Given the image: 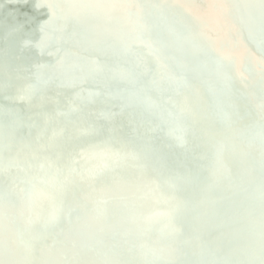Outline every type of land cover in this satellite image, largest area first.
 Masks as SVG:
<instances>
[{
	"label": "water",
	"instance_id": "water-1",
	"mask_svg": "<svg viewBox=\"0 0 264 264\" xmlns=\"http://www.w3.org/2000/svg\"><path fill=\"white\" fill-rule=\"evenodd\" d=\"M41 1L47 5L46 7L48 10L53 11L55 8L56 16L57 12H59L57 16L59 22L54 21L45 15L34 13L29 14L27 8L23 7L18 0H10L9 5H3L0 2V9H2L4 13L3 16H0V63L13 64L15 68L9 71L12 77H18V70L27 66V63H24L18 58L11 57L7 52V46L10 42V33L14 28L9 17L12 11H17L22 15L18 20L19 24L30 23L39 26V29L34 33L30 31H22L20 34L22 43H40L42 39L50 38L55 43V51L63 54V49L59 45L62 41L61 32H48L45 28L40 27L51 26V24H53L59 26L61 29L69 28L72 31L71 33L75 36H77L79 32H84L91 40L98 41L101 48L110 49L113 53L127 50L132 57L145 63L146 78L157 90L156 96L153 97L148 91L134 94L124 89L123 81L131 74L125 63L123 61H118L115 56L111 58L112 63H117L124 71L122 73L108 72L107 75L119 90V94L127 102H142L141 100L144 98L148 102L159 106L156 108H147L146 110L144 108V110L145 113L147 111L148 115L154 117L157 122L172 126L170 133L168 131L164 134L171 135L177 148L170 151L168 155L171 153L176 154L179 157L183 155L184 149L182 146L187 141L193 145H197L194 137H188L187 135L188 132H193V128L191 127L190 120L186 117V111L191 108V102L194 101L198 113L200 114L196 118V121L199 124V136L207 138L209 135H206L204 129H209L212 135H215L225 146V158L231 160L234 164L236 162L238 163L239 157L231 150V148L234 147L233 139H231V136L229 135V131L226 128L227 126L219 119L226 114L225 111H227L233 103L232 99L224 91V88H229V86H231L232 81H227L222 76L226 73L228 74L230 68L234 69L233 77H231V79L248 87L246 102L252 107L253 117L255 118L251 121L250 125L256 126L260 124V126L264 128V44L259 43L264 41H254L253 38L247 34V32L250 31L249 25L241 26L233 21L234 19L230 18L225 21L226 26L230 30L227 39L220 35V31H215L213 29H209V31L206 30L204 33L195 34L197 37H189L183 31L178 30L173 23L167 21L168 15L164 5L171 6L174 9L173 12H177L179 15L180 12H183L186 15H194L193 17H195V14L188 7L182 5L181 0H158L160 4L159 9L153 8L150 3L143 0H127L126 8L122 7L121 1L123 0H70L74 19L68 18L64 12L58 9L55 5V0ZM84 1L88 3L86 4ZM258 1L260 3L259 5L254 3L239 4L233 2L226 7V5H223L222 0H214L213 10L219 12L221 16H225L230 12L232 14H244L248 18L258 17L259 14L261 15L262 10L260 9V6H264V0ZM26 3L30 5L33 3V0H26ZM93 5L98 6V12L93 10ZM107 16H116L123 23V29L116 32L109 29L106 25H103L100 31L97 32L94 25L89 21H84L82 23H77L75 21V18L92 17L106 22ZM146 16L159 19L161 21V32L174 36L175 42L170 41L165 35H159V27L156 26L154 21L146 19ZM187 25L192 31L195 30V26L191 24ZM187 32L189 33V31ZM65 43L68 47L74 50L84 51L93 64L101 65L106 60L98 51L87 50V44L76 37L68 38ZM255 47L260 48L258 53L253 49ZM181 49L187 53L184 54V63L180 67L175 65L178 60L172 65L154 53V51L169 52L172 61H175L176 51ZM34 54L39 60L36 65L42 74L54 75L53 71H50L44 66V53L37 50L34 51ZM192 56L199 58L203 62L202 67L197 69L196 75L191 76L192 80L190 84L192 85L183 87L178 92L162 95V86L166 82L165 77L168 73L174 72L175 81L178 85L177 88L184 85V76H190L186 63ZM213 62L216 63V70L210 76L211 83L208 84L205 80V76H209V73L213 69ZM73 63L77 68L85 69L84 64L80 60L74 59ZM176 69H180V71H177ZM40 84H44V81L41 80ZM259 85L263 87V89H260L262 97H259V94L257 93L258 91L256 92V90L259 89ZM189 86H191V88ZM195 86L201 87L206 94L215 97L219 104L218 108L208 104L201 96L196 94L194 91ZM67 87H73L71 80L68 81ZM251 88H253L254 91H252ZM23 91L28 96L39 97L40 95V93L33 88H25ZM100 93L103 95L107 94L104 89H101ZM182 93L187 94L188 96L182 100L181 114L179 117H176L174 104L178 101L177 97ZM159 96L166 98L164 103H158L157 100H160ZM58 99L64 100L65 98L59 95ZM86 99L89 104L92 103L90 94L86 95ZM13 103L16 108L28 113L30 118L36 122L35 126H31L27 124L21 116H16L15 118L16 124L23 130L25 135L29 136L30 145L35 148L39 147V142L35 136H45L48 134L52 127L50 126L51 123L43 120L38 110L30 101H21L14 97ZM125 104L126 105H123L120 108L113 104H97L95 107L97 113L92 117L89 113L90 111L87 110L86 103H75L72 105V111L74 113L73 119L65 114H60L55 105L48 104L46 106L47 111L55 115L58 121L62 124L60 126V131L64 137L74 142L73 153L70 161L63 162L60 158L64 153V145L62 141L57 136H54L51 139L53 151L57 153V159H52L50 155L45 158L46 161L53 162L52 164L55 166L50 177L45 178L41 182L49 190V195L47 197L39 195L36 199H32V196L27 193L26 183L22 179L24 178L25 172L20 169L17 170L15 172L17 178H15L7 173V171H3L0 167V181H3L6 188L4 194L11 198V191L14 190L16 193V199L14 202H16V205L18 206L11 207L8 201L0 202V264H23L24 258L29 264H119L112 257V251L118 254L117 256L123 260L129 262L133 261L134 257L124 250V248H119L116 245L103 242L102 236L98 231V226L103 224V220L101 219L102 212L106 211L110 214H115L111 205L99 203L100 201L95 202V200H91L85 193H83V191H79L73 186V183H78L83 190L90 189L91 183H89V178L92 177L93 171L89 168H82V166L78 165L77 161L86 157V146H84L80 140L75 139L74 133L72 132L88 133L93 137L96 134L91 128L78 122L77 118L94 119L98 125V132L100 130L103 132L111 130L115 135H118L119 132H121L123 128L128 127V125L123 121V123L110 121L112 113L116 111L136 116V113L129 104ZM233 112H230L228 118L231 119V129L236 131L239 129L242 118L239 113L236 114ZM209 113H212L215 117L207 118L205 115ZM155 126V124L149 125L148 131H146L143 136L154 148L166 149L164 143L150 138V132L154 130ZM186 139L188 140L186 141ZM98 140L99 141L93 145L94 151L92 162L98 163L100 161V155L108 158L110 164L107 166V176L114 181L113 183L121 182L122 185L128 189H133L134 187L131 180L136 179L139 184L152 190V193H149L145 190L139 191V189H133V194L130 196L116 192L115 195L117 200H119L123 209L126 210L128 208L126 211L127 214L129 213L130 204L133 203V200H136L139 203L137 208L142 216L145 215V212H143L144 204L142 205L140 199L161 201L170 209L185 211L190 222L194 226H202L203 220L197 212L194 200L203 204L213 203L217 207L226 206V203L222 200L210 195L213 186L209 180L206 179L201 181L204 193H200L193 184L188 180H185L184 184L188 191V196L186 198L188 205L183 206V204H181L183 195L174 187L173 181L180 179V172L187 171L186 165L182 159H179L176 162V168L180 174L172 175L163 167L158 171L149 165L143 167L136 157L137 154L141 152V148L139 143L131 137L119 135L115 138L116 143L111 144L100 139ZM4 143H0V150L2 152H5L12 159L16 160L21 168L27 170L32 167V162L23 152H21V150L12 149ZM116 144H120V146L123 147L124 154L118 153L115 146ZM211 146L210 143L206 144L207 149H210ZM240 146L248 151L250 157L254 160L251 161L248 167L250 170L249 178L251 181H254L256 176L260 175L263 181L262 190L264 191V174L262 173L259 163L260 161H264V156L262 155V152L259 151L261 148L258 144L252 146L245 141L241 142ZM118 159L122 160L132 169L133 174L131 179L124 175L123 169L117 163ZM195 160L202 165H205L206 163L205 158L200 153H195ZM62 167H65L69 179L62 184H59L57 179L60 177L59 170ZM233 169L234 167L226 165L223 169L224 174L226 176L231 175ZM80 170L84 172L85 176H78L80 175ZM142 170H144V173H141ZM206 173H208V171ZM103 186L106 191L117 189L111 188V186L108 187L107 185ZM58 190H62L63 193L57 195ZM215 191L219 195L222 194L227 196L233 204L246 203L254 205L253 201H250L249 198L244 199L239 197L235 192L236 190L234 186L223 185L221 188L215 189ZM39 197L41 198L39 199ZM175 197L179 198L175 200ZM47 198H50V201H48ZM51 198H56L61 202L62 207L60 209L55 208L51 202ZM76 205H79V208L81 209H88L87 214L82 218H75L71 215L70 210ZM156 211L160 213V208H157ZM208 214L209 213H205L207 219L216 218L221 223L244 224L248 227L249 235L251 230H255L261 233V237L264 238V224L256 215L252 216L250 220L247 221L235 213H232L228 218L222 214H219L216 217ZM21 218L27 224V231H29V233L33 230L45 231V238L37 243L35 249L29 247V240L26 237V234L22 236L17 234L20 228ZM48 220L52 221L54 228L62 236L67 237L69 235L65 234L71 232L70 242L65 241L56 244V242H54L56 237L46 229L45 223ZM166 220L171 228L175 227V222L173 220ZM129 221L130 219L127 218L126 215H119L117 216L116 221H110L105 226L109 233L115 236L117 240H121L124 236L120 232V223L127 222L131 225V235H129V237L134 240L139 234L136 227L137 223L135 221ZM145 223L149 225L152 224L147 219L145 220ZM191 234L196 236L197 232L191 230ZM145 238L149 241H155L157 247L161 250L162 255L158 259H153L148 253L140 251L144 264H156L164 261H166L167 264H186L183 262V254L176 252L175 250L171 251L167 249L160 237L145 234ZM84 241L91 242L95 250L94 253L91 254L87 251ZM228 241L234 246V254L240 256L239 254H242L241 251L244 246L243 243L233 238H230ZM246 245L253 249L250 257L255 261H259L257 252L260 251L264 255V246H257L258 248H254L250 243ZM256 249L258 251H256ZM219 260V262L229 264L228 260L225 259V256H219ZM95 261L98 262L95 263ZM209 263L212 264L213 262L210 260ZM239 263L248 264L243 259H239Z\"/></svg>",
	"mask_w": 264,
	"mask_h": 264
},
{
	"label": "bare ground",
	"instance_id": "bare-ground-1",
	"mask_svg": "<svg viewBox=\"0 0 264 264\" xmlns=\"http://www.w3.org/2000/svg\"><path fill=\"white\" fill-rule=\"evenodd\" d=\"M9 1L10 0H0L3 5H9ZM18 1L23 7L27 8V12L29 14L34 13L45 15L54 21H58L57 16L59 12H57L56 16V9L54 8L53 11L48 10L46 7L47 5H45L41 0H33V3L30 5L26 3V0ZM143 1L150 3L155 9L160 8L158 0ZM181 1L184 7H188L195 14V17H193L194 15H186L183 12H180L179 15L177 12H173L174 9L171 6L164 5L168 15L167 21L173 23L178 30L183 31L189 37H197L195 34L204 33L206 30L209 31V29H213L215 31H220V35L227 39L230 34V30L226 26L225 21L226 19L232 18L234 19L233 21L237 22L241 26L249 25L250 31H248L247 34L251 36L254 41H264V6H260V9L262 10L261 15L259 14L260 16L258 15V17L248 18L244 14H232L230 12L225 16H221L219 12L213 10L214 0ZM121 2L122 7L126 8L127 0H123ZM222 2L224 6L226 5V7L233 2L239 4H260L258 0H222ZM70 3V0H55L56 7L64 12L68 18L74 19ZM84 3L87 4L88 2L84 1ZM97 7V5H93V10L95 12L99 11ZM3 15L4 13L2 9H0V16ZM21 16V13L12 11L9 17L14 28L10 33V42L7 46V52L11 57L18 58L24 63H27V66L20 68L18 70V77L14 78L9 73L11 69L15 68L13 64L0 63V143L5 142L4 144L10 148L21 150V152H23L32 162V167L27 170L21 168L20 164L16 160L12 159L9 155L0 150V167L3 171H7V173L11 174L12 177L15 178H17L15 173L17 170L20 169L24 171L25 174L22 179L26 183V191L32 196V199H36L39 195L47 197L49 195V190L41 182L45 178L50 177V174L54 170L55 166L52 164L53 162L46 161L45 158L50 155L52 159H57V153L53 151L51 139L54 136H57L62 141L64 145V153L62 157L60 156V158L63 162L70 161L74 149V142L64 137L60 131V126L62 124L58 121L55 115L47 111L46 106L48 104L55 105L60 114H65L69 118L73 119L74 113L72 111V105L75 103H86L87 110L90 111L89 113L92 117H94L97 113L95 109L97 104H113L120 108L121 106L126 105L125 103H128L136 113V116L116 111H114L110 116V121H123L128 125V127L123 128L118 135H115L111 130L106 132L100 130L98 132L96 120H90L88 118H77V120L83 125L91 128L96 133L94 137L88 133L72 132L74 133L75 139L80 140L83 145L86 146V157L77 161L78 165L82 166V168L86 167L93 171L92 177L89 178V183H91L90 189L83 190L78 183H73V186L75 189L83 191V193H85L91 200H95V202L100 201L99 203H103L105 205H111L115 214H110L106 211L102 212L101 219L103 220V224L98 226V231L102 236L103 242L116 245L119 248H124V250L129 252L132 257H134V259L131 262L123 260L113 251L111 253L112 257L119 264H144L140 251L148 253L153 259L160 258L162 252L157 247L156 242L149 241L145 238V234H150L160 237L167 249L182 253L183 262L186 264H210V260L213 262L212 264H225L224 262H219V256H225V259L228 260L229 264H240L239 259H243L248 264H264V255L256 249V251H258L259 261L253 260L250 257L253 249L246 245L250 243V245L254 248H258L257 246H264V238L261 237V233L251 230L249 235L248 227L244 224L221 223L216 218L207 219V215H205V213H209L208 215L216 217L217 215L222 214L228 218L232 213H235L247 221H249L252 216L256 215L264 224L263 181L260 175L256 176L254 181H251L249 178L250 170L248 167L251 161L254 160L250 157L249 152L240 146L243 141L248 142L252 146L258 144L261 148L259 151H261L264 156V128L260 126V124L256 126L250 125L251 121L255 118L253 117L252 107L246 102L248 87H245L243 84L235 82L231 79V77H233L234 69L230 68L228 73L229 75L227 73L222 75L225 80L232 81L231 86H229V88H224V91L232 99L233 103L228 110L225 111L226 114L219 119L227 126L225 127L228 129L231 139H233L234 147L231 148V150L239 157L238 163L236 162L234 164L231 160L225 158V146L219 139L216 138L215 135H212L209 129H204L206 131V135H209L207 138L199 136V124L196 121V118L200 114L198 113L196 103L194 101L191 102V108L186 111V117L190 120L191 127L193 128V132H188L187 135L188 137L193 136L197 145H193L187 141L188 139H186L187 142H185L182 146L184 154L179 157L176 154L171 153L170 156L168 155L169 152L177 148V146L171 135H165L164 133L168 131L170 133L172 126L157 122L154 117L147 114V111L145 113L147 108H156L159 106L148 102L144 98L141 100L142 102H127L119 94V90L107 75L108 72L122 73L124 71L120 65L112 63L111 58L115 56L118 61H123L125 63L131 74L123 81L124 89L134 94H140L142 91H148L153 97L156 96L157 90L146 78L145 63L132 57L127 50L113 53L110 49L101 48L98 41L91 40L84 32H79V34L75 36L71 33L72 31L69 28L65 27L66 29H61L59 26H55L53 24H51V26L40 27L45 28L48 32H61L62 41L59 45L63 49V54L55 51V43L50 38H44L40 43H22L20 38L21 32L30 31L34 33L39 29V26L32 25L30 23L19 24L18 20ZM92 17L75 18V21L77 23L89 21L94 25L97 32L100 31L103 25H106L109 29L116 32L123 29V23L116 16H107L106 22ZM146 19L156 23V26L159 27V35H165L170 41L175 42L174 36L161 32V21L159 19L152 18L150 16H146ZM187 24L195 26V30L192 31V29L187 27ZM187 31H189V33ZM74 37L85 42L87 44V50L98 51L101 55H103L106 59L105 62L101 65L93 64L84 51L74 50L68 47L65 41L68 38ZM259 43L264 44V42ZM253 49L257 53L260 51L259 47H255ZM37 50L44 53V66L50 71H53L54 75H44L39 70L36 65L39 60L34 54V51ZM154 53L172 65H174L178 60L175 65L180 67L184 63V54L187 52L182 49L176 51L175 61H172L171 54L169 52L154 51ZM74 59L80 60L84 64L85 69L77 68L73 63ZM202 63V60L195 56H192L187 61L186 65L190 76H184L183 74L185 80L183 82L184 85H181L179 88H177L178 85L175 81L174 72L168 73L165 77L166 82L162 86V95L178 92L181 88L192 85L190 84L192 80L191 76L196 75L197 69L202 67ZM212 67L213 69L209 73V76H205V80L208 84L211 83L210 76L216 70L215 62H213ZM176 70L180 71V69ZM41 80L44 81V84L42 85L40 84ZM69 80L73 83L72 88L67 87ZM189 87L191 88V86ZM25 88H33L34 90H37L40 93L39 97L28 96L23 91ZM258 88L259 89L256 90V92L258 91L257 93L259 94V97H262L260 89H263V87L259 85ZM101 89H104L107 94H101ZM251 89L254 91L253 88ZM194 91L208 104L218 108L219 104L217 99L206 94L201 87L195 86ZM87 94H90L92 98L91 104L87 102ZM59 95L63 96L65 99L59 100ZM187 96V94L182 93L177 97L178 101L174 104L176 117H179L181 114V102ZM14 97L21 101H30L38 110L43 120L51 123L50 126L52 127L50 128L48 134L45 136H35L39 142V147L37 148L30 145L29 136L23 133V130L16 124L15 118L16 116H21L24 121L31 126H35L36 122L30 118L28 113L14 106ZM159 98L160 100L157 101L161 104L166 100L163 96H159ZM230 112L236 114L239 113L242 118L239 129L236 131L231 129V119L228 118ZM205 116L207 118L215 117L212 113L206 114ZM152 124H155L156 126L154 127V130L150 132V138L164 143L166 149H156L145 140L143 134L148 131L149 125ZM119 135L131 137L139 143L141 152L138 153L136 157L143 167L149 165L157 171L163 167L172 175L181 173L180 179L174 180L173 185L177 191L183 195V199L181 200V204H183V206L188 205V201L186 200L188 191L186 190L184 184L185 180H188L191 184H193V186L200 193H204L201 186V181L203 179L209 180L213 186V190L210 192V195L214 198L222 200L226 203V206L217 207L213 203L203 204L194 200L197 212L203 220L202 226H194L190 222L185 211L170 209L161 201L140 199L142 205L144 204L143 212H145V215L142 216L141 212L137 208L139 203L136 200H133V203L130 204L129 213L127 214L126 211L128 208L126 210L123 209V206L120 204L119 200H117L115 195L116 192H120L121 194L124 193L125 195L130 196L133 194V189H139V191L145 190L149 193H152V190H149V188L139 184L136 179L131 180L134 187L133 189H128L123 186L121 182L113 183L114 181L107 176V166H109L110 160L103 155L99 156L100 161L98 163L92 162L94 151L93 145L99 141L98 139L111 144L116 143L115 138ZM207 143L212 145L210 149H207ZM115 146L119 154H124V149L120 146V144H116ZM195 153H200L205 158V165H202L195 160ZM179 159H182L185 163L187 171L180 173L177 171L176 162ZM117 163L123 169L124 175L131 179L133 174L132 169L120 159L117 160ZM259 163L262 173L264 174V161H260ZM226 165L234 167L233 173L229 176H226L223 171ZM207 171L208 173H206ZM59 173L60 177L57 179L59 184L68 181L69 178L65 167H62L59 170ZM141 173H144V170H142ZM79 174L80 175L78 176H85L84 172L81 170L79 171ZM103 185H107L108 187L111 186V188L117 189L106 191ZM223 185L234 186L236 190L235 192L239 197L244 199L249 198L250 201H253L254 205L246 203L233 204L227 196L217 194L215 189L221 188ZM5 191L6 188L3 181H0V202L8 201L11 207H18L16 202H14L16 199L15 191H11L12 199L9 198L10 196L7 197V195L4 194ZM61 193H63L62 190L57 191V195H61ZM40 198L41 197H39V199ZM178 198L179 197H175V200ZM47 200L50 201V198H47ZM51 202L57 209L62 207L61 202H59L56 198H53ZM157 208H160V213L156 211ZM70 212L73 217L82 218L87 214L88 209H81L79 208V205H76L73 206ZM119 215H126L130 221H135L137 223L136 227L139 234L134 240L129 237V235H131V225L127 222L120 223V232L124 236L121 240H117L115 236L107 231L105 225L110 221H116V218ZM146 219L152 224H146ZM166 219L173 220L175 222V227L171 228ZM45 224L46 229L54 237H56L54 241L56 244L65 241L70 242L71 232H67L65 235L69 236L64 237L54 228L51 220L46 221ZM191 230L196 231L197 235L193 236L191 234ZM44 233L45 231L43 230H33L29 233V231H27V224L21 218L20 228L17 234L20 236L26 234V237L29 240V247L31 249H35L37 243L45 238ZM230 238L243 243L244 246L241 251L242 254H239L240 256L234 254V246L228 241ZM84 245L89 253L92 254L95 252L90 241H84ZM97 262L98 261H95V263ZM23 264H29L25 258L23 260ZM156 264L167 263L164 261Z\"/></svg>",
	"mask_w": 264,
	"mask_h": 264
}]
</instances>
